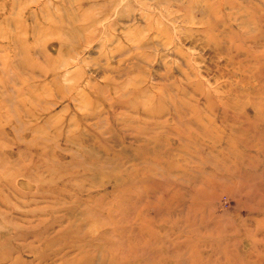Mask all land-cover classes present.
<instances>
[{"label":"rangeland","instance_id":"obj_1","mask_svg":"<svg viewBox=\"0 0 264 264\" xmlns=\"http://www.w3.org/2000/svg\"><path fill=\"white\" fill-rule=\"evenodd\" d=\"M72 1L0 0V264H264V0Z\"/></svg>","mask_w":264,"mask_h":264},{"label":"bare ground","instance_id":"obj_2","mask_svg":"<svg viewBox=\"0 0 264 264\" xmlns=\"http://www.w3.org/2000/svg\"><path fill=\"white\" fill-rule=\"evenodd\" d=\"M69 1V0H68ZM72 1V0H71ZM73 2V1H72ZM76 2H78L77 0H76ZM150 2V1H149ZM148 2V3H149ZM4 3V2H3ZM2 3V5L0 6V20L3 22V23H7L9 26H7V27H10L11 26V24H10V16H9V14H10V8L8 9L6 6H5V3L3 4ZM177 3V2H176ZM73 4V3H72ZM72 4H70V5H72ZM136 4V3H135ZM154 5V4H153ZM151 6V5H150ZM187 6V5H186ZM153 7V6H152ZM156 7V6H155ZM168 7V6H167ZM132 8V7H131ZM159 8V7H158ZM166 8V7H165ZM202 8V7H201ZM63 10V9H62ZM158 10V9H157ZM171 10H172V8H171ZM200 10H202V9H200ZM168 11V10H167ZM183 11V10H182ZM193 11V10H192ZM41 12V11H40ZM161 12V11H160ZM169 12V11H168ZM167 12V13H168ZM172 12V11H171ZM205 12V11H204ZM30 14H32L33 15V13H31V11L29 12ZM183 13V12H182ZM62 14V13H61ZM64 14H66V13H64ZM170 14V13H169ZM161 15V14H160ZM171 15V14H170ZM169 15V16H170ZM49 16V15H48ZM158 16V15H157ZM187 16V15H186ZM185 15H184V17H186ZM194 16V15H193ZM34 17V16H33ZM57 17V16H56ZM69 17V16H68ZM67 17V18H68ZM72 17H73V15H72ZM79 17V16H78ZM77 17V18H78ZM116 17V16H115ZM144 17V16H143ZM183 17V16H182ZM80 18V17H79ZM78 18V19H79ZM156 18V17H155ZM162 18H163V16H162ZM178 18V17H177ZM181 18V17H180ZM244 18H246V17H244ZM34 19V18H33ZM69 19V18H68ZM157 19V18H156ZM168 19V18H167ZM171 19V18H170ZM179 19V18H178ZM184 19V18H183ZM232 19H234V18H232ZM45 20V19H44ZM49 20V19H48ZM57 20V19H56ZM104 20V19H103ZM146 20V19H145ZM181 19H179V21H180ZM186 20V19H185ZM194 20H196V19H194ZM198 20H200V19H198ZM39 21V20H38ZM68 21H70V20H68ZM67 21V22H68ZM47 22V21H46ZM57 22V21H56ZM99 22V21H98ZM97 22V23H98ZM177 22V21H176ZM183 22V21H182ZM201 22V21H200ZM71 23V22H70ZM127 23V22H126ZM147 23V22H146ZM170 23V22H169ZM168 23V24H169ZM184 23V22H183ZM187 23V22H186ZM1 24V23H0ZM18 24V23H17ZM38 24V23H37ZM142 24H143V22H142ZM13 25H15V24H13ZM12 25V26H13ZM33 25V24H32ZM36 25V24H35ZM178 25V24H177ZM19 26V25H18ZM16 27V26H15ZM179 27V26H178ZM185 27V26H184ZM199 27V26H198ZM220 27L221 26H219V29L217 30L216 29V31H221L220 30ZM17 28V27H16ZM15 28V29H16ZM152 28V27H151ZM155 28V27H154ZM179 28H181V27H179ZM48 29V28H47ZM144 29V28H143ZM185 29V28H184ZM187 29V28H186ZM90 30H91V28H90ZM145 30V29H144ZM153 30H155V29H153ZM24 31V30H23ZM38 31V30H37ZM36 31V33H39V32H37ZM91 32H92V30H91ZM104 32V31H103ZM121 32V31H120ZM149 32V31H148ZM150 32H152V30L150 31ZM181 32V31H180ZM12 33V32H11ZM10 31L9 32H7V31H2V29L0 30V50H1V52H6V53H8V52H10ZM147 33V32H146ZM22 34V33H21ZM20 34V35H21ZM25 34V33H24ZM32 34H33V32H32ZM41 34V33H40ZM178 34V33H177ZM183 34V33H182ZM223 34H225V33H223ZM13 35V34H12ZM26 35V34H25ZM154 36V35H153ZM16 37H17V35H16ZM46 37H49L48 35L46 36ZM202 37V36H201ZM200 37V38H201ZM175 38V37H174ZM252 38V37H251ZM16 39V38H15ZM14 39V40H15ZM17 39L19 40V38L17 37ZM40 39V38H39ZM142 39V38H141ZM201 39H203V38H201ZM206 39V38H205ZM13 40V41H14ZM18 40H17V42H18ZM164 40V39H163ZM194 40H196V39H194ZM37 41H39V40H37ZM53 41V40H52ZM205 41V40H204ZM15 42V41H14ZM39 42H41V41H39ZM54 42V41H53ZM140 42V41H139ZM143 42V41H142ZM179 42V41H178ZM158 44H159V42H157ZM156 43V44H157ZM203 43H205V42H203ZM143 44H144V42H143ZM17 45V44H16ZM15 46V45H14ZM133 46V45H132ZM17 47V46H16ZM15 47V48H16ZM19 47V46H18ZM23 47V46H22ZM27 47V46H26ZM32 47V46H31ZM136 47H138V46H136ZM151 47H153V46H151ZM167 47V46H166ZM14 48V49H15ZM29 48V47H28ZM154 48V47H153ZM25 49V48H24ZM99 49V48H98ZM244 49V48H243ZM243 49H242V51H243ZM17 50V49H16ZM18 51H19V49H18ZM0 52V53H1ZM22 52V51H21ZM42 49H40L39 50V54H42ZM224 53H225V51H223ZM131 53V52H130ZM17 54V53H16ZM21 54V53H20ZM34 54H36V53H34ZM19 55V54H18ZM233 56V55H232ZM29 57V56H28ZM136 57V56H135ZM248 57V56H247ZM7 58H8V56L7 55H5L4 57H0V66L2 67V70H4V69H6L7 67H6V60H7ZM40 58V57H39ZM42 58V57H41ZM251 59V58H250ZM31 60V59H30ZM29 60V61H30ZM234 60V59H233ZM246 60V59H245ZM256 60V59H255ZM164 61V60H163ZM225 62H227V61H225ZM230 62V61H229ZM80 63V62H79ZM128 63V62H127ZM145 63V62H144ZM238 63V62H237ZM240 63H242V62H240ZM245 63V62H244ZM105 64V63H104ZM120 64H122V63H120ZM252 64V63H251ZM123 65V64H122ZM234 65V64H233ZM95 66V65H94ZM167 66V65H166ZM230 66V65H229ZM240 66V65H239ZM256 66V65H255ZM30 67H31V73H29L30 75V78H32L33 80L34 79H36L35 81H36V84L34 85V90L35 91H37V93H34L33 94V99H31V100H29V102L30 103H32V102H35V107L33 108V112H28V115L29 116H35V118H36V120H37V122L39 121V119L41 118V116H42V103H43V99H42V94L41 93H39L40 92V90H41V88H42V86L41 85H43V83H42V80L40 79V77H42L43 76V73H44V69L41 67V65L35 60V62H33L32 64L30 63ZM234 67H235V65H234ZM242 67V66H241ZM9 68V67H8ZM99 68V67H98ZM102 68V67H101ZM233 68V67H232ZM239 68V67H238ZM250 68V67H249ZM252 69H253V67H252ZM258 69V68H257ZM256 69V70H257ZM248 70V69H247ZM139 71V70H138ZM225 71V70H224ZM243 71H244V68H243ZM242 71V72H243ZM232 73V72H231ZM260 73V72H259ZM224 74V73H223ZM262 75V74H261ZM224 76V75H223ZM231 76V75H230ZM233 77V76H232ZM245 77V76H244ZM234 78V77H233ZM258 79V78H257ZM29 81H31L30 79H28ZM247 80V79H246ZM243 81V80H242ZM249 81V80H248ZM235 82V81H234ZM247 82V81H246ZM245 82V83H246ZM77 83V82H76ZM226 83V82H225ZM227 84V83H226ZM32 86L33 85H30L29 86V88L30 89H32ZM225 86V85H224ZM233 88V87H232ZM30 92L31 91H29V94H30ZM248 93V92H247ZM32 94V93H31ZM246 97V96H245ZM31 105V104H30ZM233 129V128H232ZM0 134H3V132H5V131H3L4 130V125L3 124H0Z\"/></svg>","mask_w":264,"mask_h":264}]
</instances>
